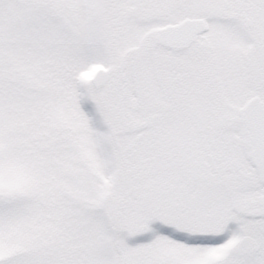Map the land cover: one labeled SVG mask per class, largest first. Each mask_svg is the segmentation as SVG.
Masks as SVG:
<instances>
[{
	"label": "snow or ice",
	"instance_id": "obj_1",
	"mask_svg": "<svg viewBox=\"0 0 264 264\" xmlns=\"http://www.w3.org/2000/svg\"><path fill=\"white\" fill-rule=\"evenodd\" d=\"M0 264H264V0H0Z\"/></svg>",
	"mask_w": 264,
	"mask_h": 264
}]
</instances>
